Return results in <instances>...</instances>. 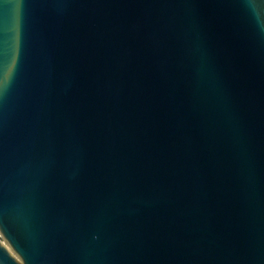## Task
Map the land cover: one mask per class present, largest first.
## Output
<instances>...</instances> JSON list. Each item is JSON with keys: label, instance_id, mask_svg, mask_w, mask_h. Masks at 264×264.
Listing matches in <instances>:
<instances>
[{"label": "water", "instance_id": "water-1", "mask_svg": "<svg viewBox=\"0 0 264 264\" xmlns=\"http://www.w3.org/2000/svg\"><path fill=\"white\" fill-rule=\"evenodd\" d=\"M0 264H264V0H0Z\"/></svg>", "mask_w": 264, "mask_h": 264}]
</instances>
